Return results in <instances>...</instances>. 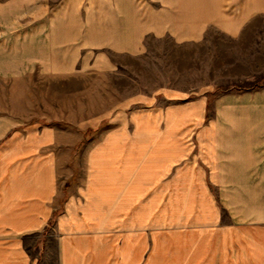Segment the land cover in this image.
<instances>
[{
	"label": "crops",
	"instance_id": "0c3cea01",
	"mask_svg": "<svg viewBox=\"0 0 264 264\" xmlns=\"http://www.w3.org/2000/svg\"><path fill=\"white\" fill-rule=\"evenodd\" d=\"M177 2L158 15L222 24L236 37L264 15V0ZM190 26L181 38L203 36L202 25ZM150 29L161 30L153 20ZM158 99L98 127L79 176L61 174L56 155L44 152L59 146L55 129L5 138L0 264H37L28 241L49 224L56 264H264V146H221L205 95Z\"/></svg>",
	"mask_w": 264,
	"mask_h": 264
},
{
	"label": "rangeland",
	"instance_id": "374dc122",
	"mask_svg": "<svg viewBox=\"0 0 264 264\" xmlns=\"http://www.w3.org/2000/svg\"><path fill=\"white\" fill-rule=\"evenodd\" d=\"M177 1L0 0V144L53 128L59 146L44 152L61 174L79 176L98 127L170 94L208 97L206 121L215 119L221 146H264V15L236 37L222 24L158 15ZM186 25H202L203 36L181 38ZM51 226L28 241L37 264H56Z\"/></svg>",
	"mask_w": 264,
	"mask_h": 264
}]
</instances>
